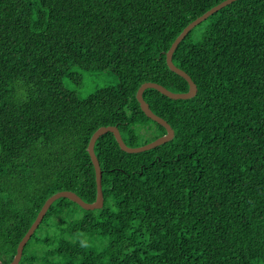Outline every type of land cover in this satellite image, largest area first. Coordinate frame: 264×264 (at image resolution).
Masks as SVG:
<instances>
[{"label":"trees","instance_id":"16d2710c","mask_svg":"<svg viewBox=\"0 0 264 264\" xmlns=\"http://www.w3.org/2000/svg\"><path fill=\"white\" fill-rule=\"evenodd\" d=\"M222 1L0 0L4 263L51 195L72 190L96 200L88 146L99 127L117 125L133 147L166 134L143 112L137 91L148 81L189 90L166 53ZM205 21L173 55L197 84L196 96L144 92L174 138L129 153L112 132L101 135L95 152L104 206L57 199L20 264H264V0H236ZM74 67L110 70L118 83L81 98L64 83L81 84ZM101 239L103 249L95 244Z\"/></svg>","mask_w":264,"mask_h":264},{"label":"water","instance_id":"95a60500","mask_svg":"<svg viewBox=\"0 0 264 264\" xmlns=\"http://www.w3.org/2000/svg\"><path fill=\"white\" fill-rule=\"evenodd\" d=\"M236 0H224L220 2L219 4L213 6L211 9L206 11L201 16L197 17L193 21H191L184 29L183 31L177 36V38L172 43L171 47L166 53V60L169 68L179 74L180 76L184 77L188 83H189V90L187 92H174L167 87H165L163 84L148 81L143 83L140 88L137 91V99L140 102L141 108L143 112L152 120L158 122L162 126L166 128V134L156 138L155 140L142 144L140 146H129L123 139L122 134L120 132V129L117 125H108V126H101L99 127L92 135L88 150L89 154L91 156L92 162L95 167L96 171V181H97V196L96 200L93 202H87L85 201L79 194L72 190H62L59 191L53 195H51L42 206L41 210L39 211L36 219L22 238V240L19 242L17 247V253L14 257V259L9 264H20V261L23 257L24 249L28 241L31 239L32 235L35 233L41 222L43 221L47 211L52 206V204L59 198L65 197L68 198L76 203H78L80 206H82L84 209H98L104 206V192H103V185H102V169L99 162V159L95 152V144L97 139L108 132H112L119 143V146L126 152L129 153H138L146 150L153 149L157 146H160L170 140H172L175 136V130L171 126V124L164 119L163 117L156 114L150 107L149 103L144 98V92L147 88H154L161 92L162 94L168 96L169 98L173 99H190L196 96L198 92V87L193 78L189 73H187L182 68L178 67L174 61H173V55L175 50L177 49L178 45L181 43V41L187 36V34L195 28L197 25H199L201 22L206 20L210 15L217 12L224 6L234 2ZM0 264H6L0 259Z\"/></svg>","mask_w":264,"mask_h":264},{"label":"rangeland","instance_id":"374dc122","mask_svg":"<svg viewBox=\"0 0 264 264\" xmlns=\"http://www.w3.org/2000/svg\"><path fill=\"white\" fill-rule=\"evenodd\" d=\"M206 23L207 21L201 23L196 27L194 31L196 37L199 36L202 28L206 25ZM74 70L81 72V74L83 75L81 84L80 85L75 84L68 77L64 79V83L68 88L75 90L81 98L88 97L90 94L94 93L96 90L100 88L109 85H115L118 83L117 75H115L110 70L95 72V71L80 70L78 67H74L73 71ZM149 136H150L149 134L145 133L144 135H141V138L146 137L145 139H147ZM143 142L144 141H141V143ZM106 243H107V239H101L99 242H96L95 244L99 249H103Z\"/></svg>","mask_w":264,"mask_h":264}]
</instances>
